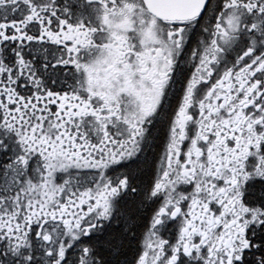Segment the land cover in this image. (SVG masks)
Returning <instances> with one entry per match:
<instances>
[{
	"label": "snow or ice",
	"instance_id": "1",
	"mask_svg": "<svg viewBox=\"0 0 264 264\" xmlns=\"http://www.w3.org/2000/svg\"><path fill=\"white\" fill-rule=\"evenodd\" d=\"M0 264H264V0H0Z\"/></svg>",
	"mask_w": 264,
	"mask_h": 264
}]
</instances>
